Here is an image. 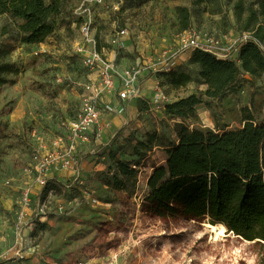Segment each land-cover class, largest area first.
<instances>
[{
	"label": "rangeland",
	"instance_id": "374dc122",
	"mask_svg": "<svg viewBox=\"0 0 264 264\" xmlns=\"http://www.w3.org/2000/svg\"><path fill=\"white\" fill-rule=\"evenodd\" d=\"M205 1L124 0V8L107 27H101L102 33L113 37L126 23L131 32L138 31L139 26L133 23L131 26L120 14L125 15L134 6L144 7L147 12L151 2L162 9L161 16L165 14L164 20L154 24L161 38L150 42L152 53L159 52L165 45L170 48L168 43L175 44L173 39L177 41L178 35L183 34L178 31L174 19L178 6L191 10L190 30L196 35L236 37L241 33L242 24L236 18L232 1ZM252 2L247 0V5L251 6ZM253 8L257 10V5ZM73 21L76 20L68 21L70 26ZM66 23L67 20H60L59 29L52 37L44 44L31 46L21 41L16 21L0 15V64H9L17 70V75L7 76L9 83L0 89V236L1 240L7 241L0 240V263L8 259L4 251L13 239L11 227L18 207L13 188L20 189L32 180L31 170L40 139L44 136L48 144L56 134L63 133L62 123L68 124L81 105V94L68 78L79 83L84 82L82 76L88 74L80 68V60L76 61L68 53L70 42L76 40L78 34L77 28L67 29ZM138 41L133 42L135 55L136 48H145V43ZM37 51L40 52L38 56L35 55ZM67 60H72V65L67 63L65 66ZM197 68L191 61L185 62L178 71H187L193 81L179 90L165 88L171 103L192 94L202 96L207 102L208 105L199 106L194 115L184 120L190 129H239L248 112L258 123L264 121V100L260 98L264 94V76L258 86L245 82L246 76L241 77L234 91L222 100H215L205 95L207 86L202 83ZM45 70L59 72L56 78L59 85L45 78L49 72ZM59 78H62L61 82ZM146 106L139 102L138 110L133 109L127 116L105 112L102 137L78 154L85 168L81 189L91 191L98 202L94 205L85 203L64 219L53 218L52 226L38 227L26 254L33 255L43 248L49 264H187L189 261L191 264H264V244L260 242H245L231 234L215 240L205 226L207 221L160 219L143 211L144 197L149 193L148 178L155 168L165 165L166 148L179 143L177 124L183 122L170 116H159L157 122L156 118L142 120L138 111ZM204 112H209L210 118ZM155 128L159 129L157 144L147 152L136 150L138 142L155 134ZM114 158L140 167L136 179L126 182L127 189L116 190L110 185L116 167ZM62 184L60 186H64ZM73 195L81 197L82 192L76 189ZM67 219L73 221L67 228H75L67 235L66 244L58 247L54 237L62 227L54 226ZM57 247L64 250L61 258L53 253ZM24 260L26 257L19 261Z\"/></svg>",
	"mask_w": 264,
	"mask_h": 264
},
{
	"label": "trees",
	"instance_id": "16d2710c",
	"mask_svg": "<svg viewBox=\"0 0 264 264\" xmlns=\"http://www.w3.org/2000/svg\"><path fill=\"white\" fill-rule=\"evenodd\" d=\"M230 1L242 24L240 31L252 32L253 38L264 45V0H252L251 6L247 0ZM63 12L64 0H0V15L15 20L21 41L31 46L44 44L57 32ZM175 15L178 31H190L191 10L178 6ZM101 47L99 42L98 49ZM239 60L241 66L200 49L193 51L190 61L199 66V77L207 86L208 98L222 100L234 91L241 77L250 76L244 80L254 84L264 76V54L255 43L241 47ZM10 74L17 75V70L9 64H0V89L9 83ZM158 78L173 90L193 81L191 75L177 69L158 74ZM201 105L208 104L195 94L167 104L170 117L183 121L177 124L179 143L166 148L165 165L155 168L148 178L149 193L144 197L143 211L160 219L222 224L229 234L245 241L264 242V121L258 123L248 112L239 129H190L184 120ZM158 138L156 132L148 135L135 149L147 152ZM114 160L116 167L110 185L116 190L127 189L126 182L134 181L137 171L131 163ZM51 187L49 184L44 194Z\"/></svg>",
	"mask_w": 264,
	"mask_h": 264
},
{
	"label": "built area",
	"instance_id": "2783aa9c",
	"mask_svg": "<svg viewBox=\"0 0 264 264\" xmlns=\"http://www.w3.org/2000/svg\"><path fill=\"white\" fill-rule=\"evenodd\" d=\"M123 4L124 0H64L61 20H76L72 24L73 29L77 28L75 31H78L79 38L78 42L74 40L70 44L72 54L70 51L68 53L76 61L80 60V68L94 77L79 83L68 78L81 94V105L75 116L67 121L68 124L62 123L63 133L56 134L48 144L44 136L40 139L35 165L31 170L32 180L25 182L20 189L13 188L18 207L13 216V239L8 249L15 259L23 260L26 257L25 251L38 227L50 225L53 218L68 217L85 203L94 205L98 202L91 191L81 189L82 166L78 154L85 146L94 144L102 137L106 125L105 112L124 116L128 111V102L139 100L148 105L142 110L145 120L156 118L157 122L159 116H170L166 111L167 104L171 103L165 91L167 85L158 78V74L173 71L175 59L187 51L200 49L220 58V51L224 50L227 54L220 59L240 63L241 47L253 42L264 54V45L253 38L252 32H241L236 37L228 34H206L201 37L193 31L180 34L175 48L163 47L151 54V66L157 78L152 97L144 99L141 85L142 74L148 66L145 58L139 56L134 62L123 66L119 63L120 51L124 50L125 40L131 35L130 28L126 23L113 37L110 36V42H106L100 33L103 25L97 20L99 10L113 11L117 15ZM99 42L101 50L98 49ZM39 53L37 51L35 55ZM71 61L67 60L68 65L72 64ZM155 129L159 134V129ZM132 168L140 171L137 165H132ZM59 173H70L71 177L63 182L57 177ZM49 184L52 187L44 194ZM76 189L81 190V197L73 195ZM1 241L7 243L4 239Z\"/></svg>",
	"mask_w": 264,
	"mask_h": 264
},
{
	"label": "crops",
	"instance_id": "0c3cea01",
	"mask_svg": "<svg viewBox=\"0 0 264 264\" xmlns=\"http://www.w3.org/2000/svg\"><path fill=\"white\" fill-rule=\"evenodd\" d=\"M144 9H145L144 7L134 6L132 9L127 10L125 15L120 14L121 16H123L125 18L126 21H128L130 23L131 26L134 24V26H136V25L139 26L140 29H138V31H136V32L130 31L131 35L128 36L125 40V48H124V50L120 51L119 63L123 66V65H128V64L134 62L135 59L139 56H142L143 58H145V60H146L145 63H147L148 66L146 67V69L144 70V72L142 74V85H141L142 96L144 99H150L152 97L153 89H154V85H155V80L157 78L153 72V67L151 66V60H152L151 54H152L153 48H151L150 42L151 41L156 42L159 40V38H161V37H159L158 31H157L156 27L154 26V24L158 23L160 20H164L163 16L165 14L163 16H161V13H163L162 9L159 6L154 5L153 2L150 3L149 8H146L147 12ZM113 17H116V14L113 11L99 10L97 13V20L98 21L100 20L101 25H103L102 28L107 27L109 25V23L111 22V20H113ZM174 19L177 23V18L174 17ZM166 20H168V18ZM68 21L69 20H67V23L64 26H66L67 29H68V27H70V29H73V26H74L72 24L73 22L71 23V26H70ZM102 28L100 27V33L102 34V37L110 39V35L107 36V35H104V33H102ZM106 29L107 28H105V30ZM139 30H141V31H139ZM75 32H78V31H75ZM106 32H107V30H106ZM190 32H191V30L186 32V33H190ZM137 40H139L138 41L139 44L145 43V48L144 47L143 48H141V47L136 48L137 55H135V54H133V51L135 50L133 42H135ZM78 41H79V38L77 37V39L74 42H78ZM106 42H108V41H106ZM173 42L175 44L171 45L170 43H168L170 48H172L173 46L175 47L177 45L176 38L173 39ZM71 43L72 42H70V44ZM165 46H162V47H165ZM192 54H193V51H187V52L179 55L175 59V66H174L175 69L174 70H176V69L178 70V68L183 66V64L185 62H189L191 60ZM226 54H227L226 51L221 50L219 57L222 58ZM122 58H126V60L125 59L123 60ZM132 59H133V61H132ZM65 63H66L65 64V66H66L67 62L65 61ZM197 67H198L197 69L199 70V66H197ZM45 71H49V70H45ZM184 73L189 74L185 70H184ZM43 74H45V73H43ZM90 76L91 75H89V74L88 75L84 74L82 76V80L86 82V81H88L94 77V76H91V77ZM54 77H55V80H54ZM57 77H59V72L54 71V70L49 71L47 73V75H45L46 79H50L51 81L56 82V83H58L57 85H59L58 79H56ZM260 81L261 80L258 79L254 85H256V86L260 85V83H261ZM258 82H259V84H258ZM44 87L46 88V86H44ZM55 87H56V85H55ZM260 98H261V100L262 99L264 100V94L263 93H262V96ZM114 101L117 102L116 99ZM139 102L142 103L143 101L133 100V101L128 102V104H127L128 111H127L126 115H124V116H127V114H129L131 111H133V109L138 110L137 107H138ZM133 113L134 112H132L131 114H133ZM138 113L140 114L141 119L144 120L143 115H142V110L138 111ZM208 113L209 112H204L205 116L206 117L208 116V118H210V116H209L210 114H208ZM230 129H231L230 127H227L224 130H230ZM85 149H86V146L82 150L84 151ZM81 166H82V171H83L85 169L84 164L81 163ZM57 177L61 181H66V179H69L71 177V174L70 173H59L57 175ZM52 223L53 222L51 221L50 226H52ZM71 224H73V221L70 219L61 220L55 224L54 227H56V228L62 227L61 230L57 231V234L54 237V239H55L54 244L56 245V242H57V244L59 245L58 247H60L62 245V243L67 242V235L71 233L72 228H75V226H73L71 228H67V226L71 225ZM67 229L70 230V232L67 231ZM55 245H54V247H55ZM37 247L39 248V246H37ZM54 247H53V249H54ZM58 247L55 248L53 253L61 258L64 250H61ZM8 248H7V250L4 251V255L6 257H8V259H6V261L1 262L0 264H49V262H50L49 258L45 257V255L43 254V250H42L43 248L42 249L39 248L35 252V254H33V255L26 254L28 256H26V260H24V261H19L18 259L13 258V255L9 253ZM56 249H58V251H56ZM6 254H9V255H6Z\"/></svg>",
	"mask_w": 264,
	"mask_h": 264
},
{
	"label": "bare ground",
	"instance_id": "6f19581e",
	"mask_svg": "<svg viewBox=\"0 0 264 264\" xmlns=\"http://www.w3.org/2000/svg\"><path fill=\"white\" fill-rule=\"evenodd\" d=\"M205 226L207 229H209L212 233H213V239L218 240L223 236H226L228 233L227 228L222 225V224H218V225H211L209 223H205ZM232 235V234H231ZM234 237H237L235 235H233ZM249 242V241H247ZM252 243V242H249ZM187 264H191V262H187Z\"/></svg>",
	"mask_w": 264,
	"mask_h": 264
},
{
	"label": "water",
	"instance_id": "95a60500",
	"mask_svg": "<svg viewBox=\"0 0 264 264\" xmlns=\"http://www.w3.org/2000/svg\"><path fill=\"white\" fill-rule=\"evenodd\" d=\"M248 79H250V76H246ZM230 234H232V233H230ZM232 235H234V234H232ZM237 238H239V239H242L241 237H239V236H237ZM243 240V239H242ZM245 241V240H244ZM245 242H247V241H245ZM256 242H260V243H262V244H264V242H262V241H260V240H258V241H256ZM255 243V242H254Z\"/></svg>",
	"mask_w": 264,
	"mask_h": 264
}]
</instances>
